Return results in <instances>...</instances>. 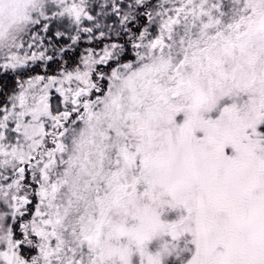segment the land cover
I'll list each match as a JSON object with an SVG mask.
<instances>
[{"label": "snow or ice", "instance_id": "6c2138e0", "mask_svg": "<svg viewBox=\"0 0 264 264\" xmlns=\"http://www.w3.org/2000/svg\"><path fill=\"white\" fill-rule=\"evenodd\" d=\"M0 264H264V0H0Z\"/></svg>", "mask_w": 264, "mask_h": 264}]
</instances>
